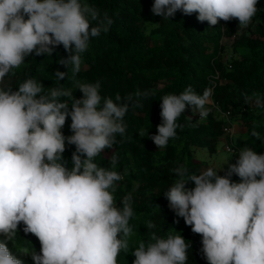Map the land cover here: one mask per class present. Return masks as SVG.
I'll return each mask as SVG.
<instances>
[{
  "label": "clouds",
  "instance_id": "9594fccd",
  "mask_svg": "<svg viewBox=\"0 0 264 264\" xmlns=\"http://www.w3.org/2000/svg\"><path fill=\"white\" fill-rule=\"evenodd\" d=\"M258 0H154L152 13L168 19L181 10L185 15L198 13L197 19L216 25L219 20L238 19L247 27L256 15ZM27 17V19H25ZM96 21L92 26L91 22ZM113 20L81 0H0V82L19 68L33 52L51 55L54 46L63 45L69 53L58 63L71 66L73 79L81 69V54L90 38L109 31ZM67 72L56 71L58 80ZM83 97L74 99L72 90L44 86L26 79L13 91L0 87V264H24L12 254L7 242L23 222L24 232L40 241L41 254H30L34 264H117L121 250L129 249L133 229L129 220L134 211L131 194L123 197L122 207L113 196L115 182L123 179L114 169L99 167L94 158L123 136V122L133 94L102 98L100 83L75 81ZM145 92L143 95H149ZM141 92L134 96L138 102ZM212 88L202 95L188 86L177 94H167L160 104L162 123L151 139L159 149L177 135L178 119L187 105L200 119L208 116ZM68 97L69 104L59 98ZM264 108V97L245 96ZM71 117L74 133L65 137L61 131ZM255 129V122H254ZM259 139V133L251 132ZM76 146L73 167L63 161L65 141ZM81 155L85 159H81ZM82 170V171H81ZM177 177L165 192L169 207L183 217L192 231L202 235L203 252L208 264H264V154L251 148L240 151L226 176L208 168L199 175H187V168L172 170ZM236 174L240 183L228 177ZM187 176V179L185 177ZM259 177V179H257ZM195 187L186 189L187 181ZM148 229L156 225L149 221ZM185 239L152 232L147 243L140 242L132 255L133 264H186ZM23 255L29 249L22 248Z\"/></svg>",
  "mask_w": 264,
  "mask_h": 264
},
{
  "label": "trees",
  "instance_id": "16d2710c",
  "mask_svg": "<svg viewBox=\"0 0 264 264\" xmlns=\"http://www.w3.org/2000/svg\"><path fill=\"white\" fill-rule=\"evenodd\" d=\"M81 2L97 9L101 18L107 14L113 24L109 31L90 38L87 50L81 54V69L75 78L71 66L67 68L58 63L69 56L63 45H58L53 47L51 55L37 56L33 52L25 57L24 63L0 82V87L17 91L21 83L33 78L44 86L45 93L62 87L72 90L74 99H81L83 94L76 89L75 81H99L102 98L116 102L119 94L123 102L133 94L138 106L129 103L123 118L125 134H116L113 147L105 148L93 161L99 167L111 169V159L115 156L118 162L111 170L123 177L115 182L112 193L116 206L122 207L124 196H132L134 215L129 226L133 233L128 238L129 249L120 251L117 264H133L132 252L140 242L147 243L152 232L163 238L168 234L181 235L189 245L186 264H208L202 250V235L194 233L184 218L175 214L165 192L177 178L173 169L183 166L187 168V175L202 173L204 162L197 159L196 150L207 147L211 153L216 152L220 140L227 138L229 121L240 122L247 130L245 139L237 145L264 154V108L245 103V96L252 97L253 93L264 97V0H258V11L247 27H240L235 18L210 25L199 21L198 13L185 15L181 10L164 19L152 13L154 0ZM91 24L95 26L96 21ZM224 38H234L230 54L222 44ZM56 71L67 72L65 79L58 80ZM188 86L198 95L212 88V104L205 106L211 110L206 118L200 119L193 106L187 105L178 119L183 127L177 128L176 137L159 149L151 137L158 134L157 126L162 123L161 99L167 94L179 95ZM137 91L142 93L138 102L134 96ZM145 92L150 94L143 95ZM59 99L67 102L71 111L70 98ZM70 125L69 116L61 129L65 137L74 134ZM253 130L259 133V139L251 135ZM75 151L76 146L66 140L62 163L69 170L74 166ZM85 158L81 155L82 160ZM238 158L235 156V163ZM228 171L221 170L217 174L226 176ZM228 178L234 183L241 182L236 174ZM185 187L193 189L195 184L189 180ZM149 221L156 227L148 229ZM24 227L21 222L7 246L24 264H34L30 254H41V244L34 234L25 233ZM0 240H4L2 235ZM22 248L29 249V255H23Z\"/></svg>",
  "mask_w": 264,
  "mask_h": 264
},
{
  "label": "rangeland",
  "instance_id": "374dc122",
  "mask_svg": "<svg viewBox=\"0 0 264 264\" xmlns=\"http://www.w3.org/2000/svg\"><path fill=\"white\" fill-rule=\"evenodd\" d=\"M233 42L234 38H224L222 40V44L227 48L229 54L231 53V45ZM225 56L227 58V55ZM210 104H212V100ZM207 109L211 110L208 107ZM228 124L227 138L220 140L216 152L211 153L207 147L198 148L196 150L195 155L197 159L204 162L202 172L208 168H213L216 171L229 170V166L235 164V156H239L241 150L250 148L237 145L238 142L245 139L246 133L244 132H247L246 128L240 122L234 120L229 121ZM229 146L235 148V152H229L227 150Z\"/></svg>",
  "mask_w": 264,
  "mask_h": 264
},
{
  "label": "built area",
  "instance_id": "2783aa9c",
  "mask_svg": "<svg viewBox=\"0 0 264 264\" xmlns=\"http://www.w3.org/2000/svg\"><path fill=\"white\" fill-rule=\"evenodd\" d=\"M227 150L229 151V152H235V148H233V147H227Z\"/></svg>",
  "mask_w": 264,
  "mask_h": 264
},
{
  "label": "crops",
  "instance_id": "0c3cea01",
  "mask_svg": "<svg viewBox=\"0 0 264 264\" xmlns=\"http://www.w3.org/2000/svg\"><path fill=\"white\" fill-rule=\"evenodd\" d=\"M244 133H246V132H244Z\"/></svg>",
  "mask_w": 264,
  "mask_h": 264
}]
</instances>
